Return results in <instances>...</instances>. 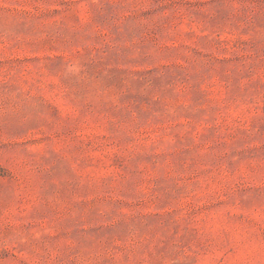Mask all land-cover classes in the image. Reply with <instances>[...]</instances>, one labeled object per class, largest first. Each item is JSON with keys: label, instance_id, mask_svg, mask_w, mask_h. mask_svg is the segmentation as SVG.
I'll return each mask as SVG.
<instances>
[{"label": "rangeland", "instance_id": "rangeland-1", "mask_svg": "<svg viewBox=\"0 0 264 264\" xmlns=\"http://www.w3.org/2000/svg\"><path fill=\"white\" fill-rule=\"evenodd\" d=\"M0 264H264V0H0Z\"/></svg>", "mask_w": 264, "mask_h": 264}]
</instances>
